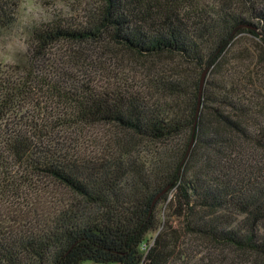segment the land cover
<instances>
[{"label":"trees","instance_id":"obj_1","mask_svg":"<svg viewBox=\"0 0 264 264\" xmlns=\"http://www.w3.org/2000/svg\"><path fill=\"white\" fill-rule=\"evenodd\" d=\"M237 1L250 11L95 0L32 30L26 63L0 66V181L36 197L0 209V264H188V236L264 264V9ZM20 4L0 0V32ZM243 37L257 53L236 52Z\"/></svg>","mask_w":264,"mask_h":264},{"label":"rangeland","instance_id":"obj_2","mask_svg":"<svg viewBox=\"0 0 264 264\" xmlns=\"http://www.w3.org/2000/svg\"><path fill=\"white\" fill-rule=\"evenodd\" d=\"M22 3L30 4V7H21ZM95 0H21V4L18 11L17 23L13 29L10 31L0 32V66L11 67V66H21L26 63L30 58L31 54V35L32 30L39 26L40 24H46L55 22L56 20H67L73 22H79L84 18V8L88 6H95ZM255 8L264 9V0H258L255 2ZM188 6L199 10L202 9L204 12H234L232 14H237L238 12H249L252 7V3H246L240 1L232 0H189ZM249 8V11L248 9ZM255 22V21H252ZM240 48L236 52H240L241 49H247L252 53H257L258 49L256 44L252 41H249L245 37L240 42ZM83 53L86 52L87 47H81ZM114 49L113 47H109ZM70 49L69 46H54L51 48V55L48 57L49 60H52L54 67L55 64L67 68L69 72L72 73L74 78L80 79L78 72H83L86 68L84 65L78 66L71 64L64 59L66 52ZM107 51L103 47L96 50V59L108 58ZM117 52V50H115ZM117 57L119 59L128 61L131 66H137L139 61L136 60L131 54L124 52L122 50L117 52ZM108 55V56H107ZM5 57H11L10 60H6ZM85 58L89 59V54L84 55ZM97 132V131H96ZM95 133V132H94ZM17 178L20 177V172L18 170L14 171ZM2 175L0 174V179ZM34 185L35 192L40 191L42 193V181L34 182L31 186ZM5 186L0 181V209L5 211V208L8 206L9 210H15L18 207L22 206L24 199H29L30 202H33L34 194L30 190L31 188H22L19 191H11L8 193ZM10 190V189H9ZM67 193V192H66ZM13 195L11 197L2 198V196ZM27 194V195H26ZM54 194V195H53ZM59 194H65V190L55 189L52 191V196L60 199L63 198ZM68 194V193H67ZM2 195V196H1ZM31 196V197H30ZM66 196V194H65ZM69 196V194H68ZM21 197V198H19ZM29 202V201H28ZM165 209H162L161 216H169ZM174 225L176 228H179V224L174 220ZM155 233H150L147 236V241L151 242ZM186 249L188 252V258L186 259L188 264H223L222 259L225 257L226 260L233 258V254L230 252H224L223 250L215 247L206 240L195 237L188 236L185 238ZM81 264H97L91 261H84ZM115 264V263H107Z\"/></svg>","mask_w":264,"mask_h":264},{"label":"water","instance_id":"obj_3","mask_svg":"<svg viewBox=\"0 0 264 264\" xmlns=\"http://www.w3.org/2000/svg\"><path fill=\"white\" fill-rule=\"evenodd\" d=\"M206 75H207V71H204L203 74H202L201 80H200V93H199V97L201 96V93L203 91V87H204V84H205Z\"/></svg>","mask_w":264,"mask_h":264},{"label":"clouds","instance_id":"obj_4","mask_svg":"<svg viewBox=\"0 0 264 264\" xmlns=\"http://www.w3.org/2000/svg\"><path fill=\"white\" fill-rule=\"evenodd\" d=\"M31 5L30 4H27V3H22L21 4V7L23 8V7H30ZM5 59L6 60H10L11 59V57H5Z\"/></svg>","mask_w":264,"mask_h":264}]
</instances>
